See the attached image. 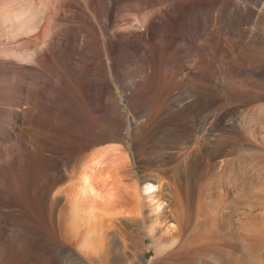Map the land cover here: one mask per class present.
Returning a JSON list of instances; mask_svg holds the SVG:
<instances>
[{
    "label": "rangeland",
    "instance_id": "rangeland-1",
    "mask_svg": "<svg viewBox=\"0 0 264 264\" xmlns=\"http://www.w3.org/2000/svg\"><path fill=\"white\" fill-rule=\"evenodd\" d=\"M8 1V6L14 2ZM242 1L251 9L249 14L238 17L237 21L231 23L225 19V22L219 20L220 24L218 20L213 19L210 23L211 28L207 27L208 30L192 29L194 28L193 19L189 8L183 6L182 1L164 0V3L156 4L163 7L160 11L162 24L153 28L148 38L127 47L123 68L120 69V76L124 81L120 78L114 80L115 100L112 102L114 107L111 104L110 108H112H108V111L99 107L98 109L94 105L89 106L85 98L79 96L83 95V91L79 89L81 84L77 77L87 56L84 51L78 49L77 44H89L88 42L82 43L67 36L64 37V42L60 43L64 44L61 52L65 54L60 56L59 61L74 63L78 74H69L64 64L57 63L55 53L52 54V52L50 62L39 65L44 68L46 75L34 77L0 71L2 72L0 92L8 91L22 96V105L15 103L16 106L15 104H8V106L5 99H0V108L15 109L16 107L18 111H21L20 107L32 108L29 116L15 121L14 131L11 129L13 125L2 119L3 115L0 111V128L3 126L7 130V136L0 139L2 141L0 142V162L6 160L9 163L12 160L11 154L16 153L31 159L32 166L23 183L14 178L15 183L18 184L14 187H18L17 189L11 185L14 184L13 177L12 179L4 177L5 173L0 168L1 264H157L154 259L171 250L184 238V235L180 233L182 224L175 210L179 208L177 199L179 193L182 191L184 193L187 186L205 187L206 200H210L212 204L217 201L215 200L217 193L227 196L234 194L233 188L236 184L240 189L238 192L242 190L245 197L246 194H251L250 185L258 177L256 164L259 163L245 148L264 150V128L262 127L261 130L259 123H253L255 114L248 110V107L253 105H264V0ZM2 2L0 4V10L2 9L0 11V50L2 48L7 49L6 51L25 50L27 45L26 55L36 61L35 46L41 42L45 43V46L51 44L54 38L53 31H44L48 37L44 32L41 37H37L36 34L40 33L39 26L37 28L25 26L18 31L19 37L22 35L20 39L17 36L18 33L15 39H12L10 36L14 34L15 29L8 27L7 21L14 15H6ZM192 2L196 3L197 0ZM37 17L40 18V15H36L35 19H39ZM147 17L148 20H146ZM106 18L102 16L100 26L104 27L103 19ZM113 20L114 27L110 28V32L117 33L127 26L140 29L141 24L149 22V15L147 16L145 12L128 11ZM56 23L60 21L57 20ZM5 27L7 29H4ZM51 27L52 25H49V28ZM25 28L29 33L26 34L23 31ZM43 34L48 39L44 38ZM106 39V37L103 39L104 42ZM14 41L19 44H14ZM115 43L121 44L118 40L105 44ZM50 47L51 45L46 54L50 51ZM59 51L60 49L56 50L61 53ZM0 58V60L11 59L20 62L13 56L7 57L3 53L0 54ZM170 78L174 79L175 85L172 91L167 86ZM64 79L68 82L63 81ZM152 81L156 84L151 83ZM63 83L65 86H62ZM148 84L151 85L150 88L147 87ZM152 85H154L153 88ZM193 92L203 93V102L201 100L199 103L196 100L197 104L193 100L196 95ZM39 94L41 97L38 96ZM49 94L56 96L55 99L50 98ZM71 95L75 100H71L73 99ZM141 95H143L144 104L137 98ZM45 98L46 103H44ZM81 99L84 100L81 101ZM150 99L153 104H150L152 103ZM71 101H75L76 104L74 105ZM84 101L88 106L84 105ZM76 106L78 109L80 106V109L82 107V110L85 109L84 118L78 119L79 113L76 117L74 116L75 118L71 117L79 112ZM54 108L57 111L59 109L58 114ZM73 108H76L75 111ZM43 113L44 116H42ZM67 115L68 117L71 115L69 118L73 119V122ZM10 118L13 119L12 115ZM200 119L203 125L196 130L197 132L193 129V137H188V130ZM49 123L53 125L50 124L48 129ZM256 125L259 126L256 127ZM45 136H49L48 140ZM222 138H224L223 141ZM56 141L59 148L51 150L53 153L47 151L48 144L56 145ZM235 147L242 151V158L236 160L243 162L232 160L231 150ZM56 160L58 161L56 170L44 164V162ZM231 162H234L233 166ZM219 173L225 174L223 189L219 185L222 182L218 179ZM36 174L37 177H35ZM28 176L34 182L28 180ZM147 178L156 185L154 193L150 192L152 195L144 190ZM84 179L91 183V190V187L82 189L77 184L79 180ZM217 180L219 182H216ZM235 181L236 184H234ZM9 188L17 192L12 193ZM84 190L86 194H82ZM12 195L14 197H11ZM227 198L219 207L221 214L227 208L229 209L230 197ZM75 202L79 204L78 208ZM38 205L43 207V215L42 218L34 215V224L30 231L28 228V222L31 221L30 215L34 213L33 210ZM242 206L244 208L242 207L240 211L244 214L240 221L235 223L236 227L240 228L242 225L245 229L252 226L254 222L246 218L252 211L260 215V222L256 223L255 227L264 226V206L255 204L252 207L251 203L248 205V201ZM73 209L77 210L76 214L72 211ZM238 218L233 219L238 221ZM178 224L181 225L180 229L177 227ZM220 225L221 220L218 219L210 227L217 230ZM192 227L193 225H189L185 234L191 231ZM214 236H211V241L216 240ZM217 243L220 244L219 241ZM243 253H247V248L243 250ZM256 253L258 255L254 257L248 254L243 263L249 264L252 260L257 261L259 258V262L264 264V242ZM7 254H10V257Z\"/></svg>",
    "mask_w": 264,
    "mask_h": 264
},
{
    "label": "bare ground",
    "instance_id": "bare-ground-1",
    "mask_svg": "<svg viewBox=\"0 0 264 264\" xmlns=\"http://www.w3.org/2000/svg\"><path fill=\"white\" fill-rule=\"evenodd\" d=\"M2 1L3 0H1V2ZM13 1H14V2H12L13 4L10 3L11 4L10 6H8V4H7L9 2L8 0L7 1L5 0V2L4 1L2 2L3 3L2 6L4 7L3 11H5L6 15H8V14L14 15V17H12V19L10 18L11 20H8V21L6 20L8 22V25L7 26L13 28V30L15 29L14 34L12 36H10L12 39L13 38L15 39L16 34L18 33V31L21 28H24L25 26H27V27L28 26H34L35 28H37V26H39L40 27V33L38 32L39 34H36L37 37H41V35H42V33L44 31L45 32H47L48 30H50L51 32L53 31L52 34H53L54 38H53V40H51V42H50L51 44H48L47 46H45L44 45L45 43H43V42L39 43L40 45L39 44L38 45L35 44L36 46L34 48V51H35V53L37 52V54H36L37 60L36 61L34 60L35 62L32 60V58H29V56L26 55V52L28 51V50H26L27 47H28L27 45H26V48H25L26 51L24 49H21V50H13V51H10V50L6 51L7 49L6 50H3V48H2L0 50L1 53H3L7 57H10V55H11V57L13 56V58H16V60L17 59L20 60V62H16L15 60H11V59L0 60V71H4L6 73H15V74L16 73H21V74H24V75H27V76H34V77H37L38 75H41L42 76L43 74L46 75L45 74L46 71L44 70V68L41 67V66H39V65H42L44 63L50 62V57H51V52H52V54L55 53L54 56L57 59L56 60L57 63H61L62 65L64 64L66 66L64 68H67V72L69 74H78L77 73L78 70L76 68V65H74V63H72L70 61H68V62H66V61H63L62 62L61 60L59 61L60 56H64V54H65V53L61 52V48L64 47L63 46L64 44H60V43H62L64 37L66 38L67 36H70L74 40L76 39V40H78V41H80L82 43H84V42L87 43L88 42L89 44H77L78 47H79L78 49L80 51H84V53L86 54L85 56H87V60H88V61L86 60L84 62L83 67H82V69L79 72V76L77 77V78L80 79L79 81H80V84H81V87L82 88L80 87L79 89H81L83 91L84 97H83L82 94L81 95L78 94V95L81 96L82 98H85V101L87 102V104L89 106L90 105H94L97 108L99 107V108H103L104 110H107L108 108H110L112 102H114V100H115V97L113 95V88H114L113 87V82H114V80L117 79V78L123 79V77L120 76V69L123 68L122 65L124 64V55H126L124 53H125L127 47L130 46V45L131 46L132 45H135V43H137L138 41L144 40V39L148 38V36L151 33V31L153 30V28L161 26L160 25V23H161L160 21H162V20H161V16H160L161 15L160 14V11H162L161 9L163 7L161 8V6H157L156 4H158V3H161L162 4V2L164 0H13ZM165 1H167V0H165ZM180 1L183 2V4H184L183 6H186V7L189 8L190 16L193 19L192 22H193V25H194V28H192V29H196V30L197 29L200 30L201 28L203 30H206L207 27H210L211 28L212 25L210 23H211V21L213 19L214 20H218V21L219 20H224V22H225V19H226V20H228V22L230 21V23L231 22H234V21H237V18L238 17H241L243 15L249 14L250 11H251V9L249 7H247V5H245L242 0H220V1H216V0H197V2L195 0L196 3L192 2L194 0H180ZM1 2H0V4H1ZM255 4H257V3H255ZM164 6H165V4H164ZM167 6L169 7V5H167ZM128 11H134V12H140V13L141 12H145L147 14V16L149 15V22L148 23L146 22L147 24L146 23L145 24H141L140 29H135V28H131V27H128L127 26V27H124L123 30L120 31V32H117V33L114 32V31L113 32H110V28L114 27V25H113L114 24L113 18L118 17L120 15H123V14H125ZM36 15L37 16L40 15V18L37 17L39 19H35V16ZM102 16L107 17L105 20L103 19V21H104V27L100 26V21H102L101 20ZM3 17H5V16L3 15ZM70 17H71V19H69ZM56 19L58 20V22L60 21V23L57 24L56 23V21H57ZM146 20H148V17H147ZM140 23H141V21H140ZM6 24L7 23L5 22V26H6ZM218 24L219 23H217V25ZM220 24H221V22H220ZM49 25L50 26L52 25V27L49 28ZM242 25H243V23H242ZM182 26L184 27V25H182ZM236 27H238V26H236ZM52 28L54 30H52ZM4 29H7V28L5 27ZM11 30H10V32H11ZM233 30H234V28H233ZM6 31L9 32V30H6ZM23 31L26 32V28ZM29 31H30V29H29ZM45 32H44V34H46ZM27 33H29V32L27 31L26 34ZM19 34L20 33H18L17 36L20 39V37L22 35H20V37H19ZM44 34H43V36H44ZM47 35L48 34H46V36ZM105 37L107 39L104 42L103 39ZM44 38H46V37L44 36ZM46 39H48V38H46ZM46 39H44V40H46ZM184 39H185V37H184ZM2 40H3V38H2ZM9 40H11V39H9ZM113 40H118L121 44H118V43L117 44L116 43L115 44H105L106 42L111 43ZM6 41H7V39H6ZM16 42L14 41L13 43L16 44V45H18L19 43H16ZM132 42L133 43L135 42V43L133 44ZM129 43H132V44H129ZM138 43H140V42H138ZM20 45H23V44H20ZM50 45H51L50 51L46 54L47 49L49 48ZM10 46H11V44H10ZM3 47L7 48L6 46H3ZM8 47H9V45H8ZM15 48H16V46H15ZM8 49H11V48H8ZM58 49H60L59 52H61V53L56 52V50H58ZM28 53H30V52H28ZM212 56H213V54H212ZM107 61H109V62L107 63ZM155 67H156V65H155ZM64 68H62V69L64 70ZM64 71L66 72V70H64ZM1 73H0V75H2ZM67 76H68V74H67ZM50 77L52 78L51 75H50ZM50 77H49V79H50ZM74 77H76V75ZM74 77H70V79L71 78L73 79ZM75 80L76 79L74 78V81ZM152 80H154V78ZM173 80L170 78L167 81V84H168L167 86L170 87L171 91L175 87ZM63 81H65V79ZM74 81H73V83H74ZM123 81H124V79H123ZM65 82H68V80H66ZM151 83H153V81ZM76 84L77 83L75 82V86H76ZM70 85L73 86L72 84H70ZM154 85H152V88H153ZM62 86H65L64 83L62 84ZM150 86L151 85H149L147 87L150 88ZM19 87H21V86H19ZM155 87H157V86H155ZM165 88H167V87H165ZM165 88H163V89H165ZM152 90H151V92H152ZM191 90H193V89H191ZM6 92L5 93L4 92L3 93L0 92L1 93L0 94L1 95V98L0 99H5L4 101H7L8 102L7 105L8 104H10V105L13 104L14 105L15 103H17L19 105L21 104V102H22V96H21V94L20 95H18V94L17 95H14L11 92H8V91H6ZM16 92H17V90H16ZM151 92H149L150 93V96H151ZM14 93H15V91H14ZM20 93H22V92H20ZM163 93H162V95H163ZM193 94H196V93L193 92ZM202 94L199 92L198 94H196L194 96V99L193 100H195V101L198 100V102L201 101L202 100ZM154 95L152 97H154ZM167 95H168V93L166 94L165 97H167ZM170 95H171V93H170ZM38 96H40V94ZM48 96L49 97L51 96L50 98H52V99H55V97H56V96H53L51 94H49ZM71 96H69V98ZM75 96H77V95H75ZM188 97H189V95H188ZM204 97H205V95H204ZM137 98H138L139 102L143 103V100H142L143 99V95H141L140 98L139 97H137ZM158 98H155V99L157 100ZM59 99H60V97H59ZM155 99H154V101H155ZM46 100L47 99L45 98V100H44L45 102L44 103H46ZM71 100H75L74 97H73V99L71 98ZM82 100H84V99H81V101ZM81 101H80V103H82ZM85 101L83 103L86 106L87 104L85 103ZM26 102H27V99H26ZM53 102H56L57 103V101H54V100H53ZM74 102L71 101V103H73L75 105L76 103H74ZM150 102H152L150 104H153V101H151V99H150ZM202 102H203V100H202ZM78 103H77V106H78ZM115 103H116V101H115ZM147 103L148 102H146V104ZM196 103H197V101H196ZM199 103H201V102H199ZM50 105L51 104H49V106ZM53 105H55V103ZM80 105H82V104H80ZM84 105H82V106L84 107ZM15 106H16V104H15ZM59 106H60V104L58 105V108H59ZM77 106H76V108L78 109ZM112 106H113V104H112ZM80 107L78 109L79 112H77V113L73 112L75 114L73 116L69 115V117L70 116L72 118L74 116L76 117V115L79 113L77 115L78 116V119L79 118H84V114L83 113H85V109L82 110L83 107L81 109H80ZM61 108H63V107H61ZM20 109H21V111H18L19 109L17 110L16 107H15V109L12 108V107H9V108H3V107H1L0 108L1 115H3V118L2 119L5 122H8V123H10V124L13 125V128H11L12 130L14 129V126H15V123H16L15 121H18V120H20L22 118H26V116H29L28 114L30 112H32L31 111L32 108L29 107V106H27V107H20ZM75 109L73 111H75ZM51 110H53V109H51ZM78 110H76V111H78ZM248 110L251 111V113L255 114L254 117H253V119H252L254 121L253 123H259L260 126H261L260 128L262 130V127L264 128V105H260V106H254L253 105V106L248 107ZM58 111H59V109H58ZM58 111L56 110V114H58ZM7 112H9V113H7ZM48 112H50L52 114V112L50 111V109H48ZM67 112L70 113V111H67ZM105 113H106V111H105ZM105 113H103V114H105ZM10 115H12L13 119L10 118ZM53 115L55 116V113H53ZM107 115L109 116L108 112H107ZM42 116H44V113H43ZM50 116H52V115H50ZM55 117H57V116H55ZM67 117H68V115H67ZM105 117H107V116H105ZM68 118H67V120L69 122V119L70 118L69 119ZM45 119H47V117ZM71 120L73 122V119H70V121ZM41 121H43V120H41ZM113 121H115V120H113ZM37 122H39V121H37ZM196 122L197 123H195L193 125L194 127L190 128L188 130V132H187L188 133V137H193L192 135L194 134V132L196 130H198L201 127V125H203L201 119L199 121H196ZM44 123H47V122H44ZM52 123H53V121H52ZM52 123H49V125H48L49 127L47 126L48 129L50 128V124H52ZM2 124H4V123H2ZM41 124H43V123H41ZM12 125H11V127H12ZM38 125H39V123H38ZM56 125L58 126L59 124H56ZM249 125H250V123H249ZM257 126H259V125H256V127ZM63 127L64 126L62 125V128ZM193 129H194V132L192 133V130ZM52 130H51V132H52ZM58 132H59V130H58ZM254 132H255V130H254ZM53 135H55V134H53ZM6 136H7V130H5V128L2 126L0 128V139L5 138ZM49 136H51V134ZM49 136H47V137L45 136L46 139ZM55 137L56 136H54V138ZM52 138H50V140ZM55 140H56V138H55ZM223 140H224V138H222V141ZM218 141H220V140H218ZM0 142H2V141L0 140ZM260 142H263V141H260ZM56 143L58 144L57 141H56ZM44 144L45 143H43V145ZM57 144L56 145H54V144H48V149L46 148V150L50 152L51 150H53L55 148L56 149L59 148V144H58V146H57ZM35 150L33 151V153L35 152ZM245 150H247V152L251 156L253 155L252 158L255 157L258 160V163H259V164H256V165H258V168H257L258 169V172H257L258 177H257V179H254V182H252L251 185H250V187H251V194H246L247 196L245 197V194L242 192V190L238 192V189L239 188L236 186L237 184H236V181H235V183L233 182L234 184H236L234 186V188H233L234 194H232L230 196H227L225 194L224 195H221L220 193H217V195H216L217 197H215V198H217V199H215V200H217L216 201L217 204H216V202L214 203V199H213V203L214 204H212V203L209 202L210 200H206L207 195H206V192H205V187H203L201 185L189 186V187L187 186V188L184 190V193H182L183 191L181 193H179V196L177 198L178 199V202H179V204L177 203L179 208H177V209L175 208L176 209L175 210V213H176L178 219L180 220V222L182 224V226L180 225L181 226V229H180V226H179L180 222H179V224H178L177 227L180 229V233L184 235V238H183L182 242H180L178 245H176L175 247H173L171 250L165 252L163 255L157 257L156 259H154V262L155 263H157V264H244L243 263L244 258L246 256H248V254L249 255H252L253 257L258 255L256 253L257 252V249L264 242V226L261 227V228L255 227V224L260 222L259 221L260 215L259 214H255V212L252 211V209H253L252 208L250 211H252L253 213L252 212L248 213V215L246 216V218L247 217L250 218V220L252 222H254V224H252V226H250V227L249 226L246 227L245 229L243 228L242 225L240 226V228L235 226V223H238L240 221V219L242 218L241 217L242 214H244L242 211H240V209H242V207H243L242 205H244L246 201H248V205L251 203V206L252 207L255 204H260V205L264 206V150H262V149H256V148L255 149H252V148H247L246 149L245 148ZM50 153H53V152L51 151ZM231 154L233 155V157H232L233 158L232 159L233 161L235 160V161L243 162L241 160H236V159H241L242 158V151H241L240 148H237V147L233 148L231 150ZM11 155H12V158H11L12 160L11 161L9 160L10 161V162L8 161L9 163H7L6 160L0 162V168L2 169V172L5 173L4 174L5 175L4 177H6L7 179H12V177H13V181H14V178H16V180L19 179V181L22 182L26 178V176L29 175L28 173L30 172V170L32 168L31 161H30L31 159L29 160L28 158H25V155L21 157L19 155H16V153L15 154L12 153ZM38 155H40V153H38ZM50 155H48L49 156L48 158H50ZM34 156H36V155H34ZM45 156H46V154H45ZM42 157L44 158V156H42ZM34 158H32V160ZM53 158H54V156H53ZM255 158H254V160H255ZM38 161H36V162H38ZM39 162H41V160ZM44 164H47V166L53 167L54 170H56L58 161L57 160L56 161H51L49 163L48 162L47 163L44 162ZM233 164H234V162L232 163V166H233ZM44 166H46V165H44ZM227 174H229V173H227ZM224 175L222 173H219L218 174L219 181H222V182H220V184L218 183L219 185L222 186V187H220L221 189H223V187L225 186V182H224V178H223ZM34 176L35 175H33V177ZM229 176H230V174H229ZM28 177H27V179H28ZM35 177H37V174H36ZM7 179H6V181H7ZM28 180H30V177H29ZM32 180H30V181H32ZM219 181L217 180L216 182H219ZM32 182H34V181H32ZM15 184L16 183L14 181V184H11V185H13V187H14ZM77 184L82 189H85L86 187L89 189L91 187V183L87 179H84L83 181L79 180L77 182ZM16 185H18V184H16ZM23 185H25V184H23ZM208 185L206 187H208ZM216 186H218V185L216 184ZM10 188H11V186H10ZM10 188H9V190H10ZM17 188H15V189H17ZM91 189H92V187L90 188V190ZM246 189H250V188H246ZM12 190H13V188H12ZM23 190H24V188H23ZM144 190L148 194H150V192L151 193H154V191L156 190V185H154L153 183H151L150 181H148V178H147V181H146V183L144 185ZM13 191H11V192L12 193L17 192V191H14V192ZM208 191H210V189ZM27 192H28V190H27ZM82 194H86V191L84 190ZM82 194H80V195H82ZM35 195H36V193H35ZM77 195H75V196H77ZM150 195H152V194H150ZM22 196L25 197V195H22ZM82 196H84V195H82ZM208 196H210V195H208ZM226 196L227 197H230V199L228 200L229 202L227 201L229 203V205H228L229 206V209L227 207H224V208H227V209H226V211L223 212V214H221L220 211H219V207H221V204H224L225 200L228 199ZM11 197H14V196L12 195ZM41 201H39V202H41ZM31 204H33V203H31ZM75 206H77V208H78L79 207V204L76 203ZM226 206H227V204H226ZM51 209H52V207H51ZM53 209H54V207H53ZM33 211H34L33 214L32 213H31V215L29 214L30 215V220H31V221L28 222L29 225L26 224V225H28L29 230L30 229L32 230V226L34 224V222H33L34 221V215H36L38 217H41L43 215V207L41 205L35 206V209ZM72 211H74V209ZM23 212H21V213H23ZM76 212H77V210L74 211L75 214H76ZM26 215H28V214H26ZM26 215H24V216H26ZM234 217H239L238 218V221H234V219H233ZM20 218H22V217H20ZM78 219H79V217H78ZM218 219L221 220V225H220L219 228H217V230H215V229L213 230L211 228L212 227L211 225L213 223H215ZM26 220H25V222L28 221V220L27 221ZM189 225H193V227H192L193 229L191 231H188V233L185 234V232H186V230H187V228H188ZM178 233H179V230H178ZM212 235L213 236L214 235L216 236V240L215 241L214 240L211 241L210 238H211ZM217 240L219 241L220 244L217 243L218 242ZM38 244H39V242H38ZM245 248H247V253L246 254L243 253V250ZM43 249H44V247H43ZM46 249H48V248H46ZM45 253H46V251H45ZM7 255H8V257H10L9 256L10 254H7ZM259 261H260V259L258 258L257 261L256 260H252L249 264H261V262H259ZM261 261H262V259H261ZM262 264H263V262H262Z\"/></svg>",
    "mask_w": 264,
    "mask_h": 264
}]
</instances>
